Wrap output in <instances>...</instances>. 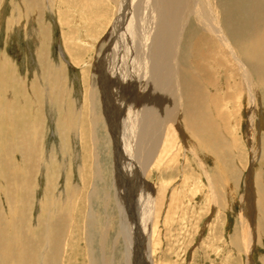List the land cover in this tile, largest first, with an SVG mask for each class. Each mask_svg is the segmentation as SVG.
Wrapping results in <instances>:
<instances>
[{
	"label": "bare ground",
	"instance_id": "obj_1",
	"mask_svg": "<svg viewBox=\"0 0 264 264\" xmlns=\"http://www.w3.org/2000/svg\"><path fill=\"white\" fill-rule=\"evenodd\" d=\"M108 2L116 6L117 17L102 27H107V33L100 41L98 50L101 52L97 53L93 65L89 92L90 127H87L88 133L83 131L80 137L82 193L74 197L70 195L63 201L55 193V185L58 186L55 171L44 175L45 194L43 200L37 201L38 218L30 227L29 237H25L35 245V251H30L23 260L20 257L19 264L31 262L30 255L35 257L34 264L64 263V243H70L76 206L80 211L78 218L81 211L85 213V217L82 215L87 236H84L86 249L82 254L85 264H116L114 254L106 256V246L108 243L115 253L119 242L122 246L120 264H132L136 236L142 240L145 237L146 264H156L154 258L158 252L161 227L168 229L169 223L175 221L176 210L181 211L185 206L179 205L178 186L175 187L179 183L170 177L182 172L184 184L190 176H185V169H193L188 159L194 161L202 172L203 158L213 160L214 153H222L218 142H225V134L232 135L233 130L230 133L229 127H237L240 123V113L245 106L243 99L247 100L244 107L246 135L251 146L255 131L253 116L258 109L261 110L260 92L264 96V0ZM66 52L73 58L69 49ZM97 91L101 92V104ZM229 101L234 103L237 120H226L230 113L224 108H228ZM216 119L223 124H218ZM260 120L259 127H263L264 115ZM11 124L9 127L13 126ZM74 128L66 127V132H73ZM75 130L80 133L82 127ZM12 135V139L18 136ZM36 136L38 132L31 140L32 144H35ZM36 142V146L39 145L36 170H40V165L44 170L46 167L51 170V164L45 161L42 141ZM14 144L17 145L5 143L0 146V153H5L6 161H9L6 157L8 148ZM180 160L185 164L183 171L178 165ZM253 170L251 165L245 181L249 183L244 192L246 205L252 201ZM21 174L20 180H14L12 185L6 184V179L12 180L13 177L7 174L3 178L5 187L0 188V193H5L9 209L2 227L6 228H3L4 236L10 238L22 234L18 226L24 225L26 216L21 206L28 209L32 201L27 192L31 183L24 178L27 176L25 172ZM155 175L156 182H151L150 178ZM208 179L212 194L213 187ZM197 188L200 192V187ZM97 209L100 210L96 215ZM130 220L134 221V228L132 223L129 225ZM114 231L116 235L109 244L108 235ZM252 235H245L247 238L242 242L247 255L254 247Z\"/></svg>",
	"mask_w": 264,
	"mask_h": 264
},
{
	"label": "rangeland",
	"instance_id": "obj_2",
	"mask_svg": "<svg viewBox=\"0 0 264 264\" xmlns=\"http://www.w3.org/2000/svg\"><path fill=\"white\" fill-rule=\"evenodd\" d=\"M113 6L108 0H0V146L5 143H17L16 146L14 144L8 148L6 157H9V161H6L5 153H0V188L5 187L3 178L7 174L13 177L12 180L7 178L6 184L12 185L16 179L18 182L21 173L25 172L27 176L22 177L29 179L31 183L30 190H25L32 197L28 209L21 206L25 209L23 213L26 216L24 225L18 226L22 234L10 238L4 236L2 225L4 218L9 216V209L5 193H0V264H19L20 257L23 260L28 257L30 251H35V245L26 238L29 237L30 227L36 224L37 204L43 200L48 172L55 171L54 177L58 184L55 185V193L61 200L82 193L79 178L83 158L80 137L83 131L87 134V127H90L89 92L93 65L97 53L101 52L98 50L100 41L107 33V27H102L106 26L107 21L109 23L117 17V8ZM66 47L73 54V58L67 54ZM100 95L101 92L97 91L99 104L103 102ZM260 96L261 110L258 109L260 114L257 112L253 116L255 131L253 139L250 140L251 146L246 135L247 114L244 107L247 100L243 99L245 106L243 105L240 113V123L237 127H229L230 133L231 129L233 130L232 135L225 134V142H218L222 153H214L213 160L202 159L203 173L194 161L188 159L189 164H193V169H185V176H190L185 179L184 184L182 172L170 177L179 183L175 185L178 186L176 190L180 198L179 205L185 206L181 211L176 210L177 214L173 216L175 221L169 223L168 229L161 227L160 245L158 244V252L154 258L156 264H264V125L259 127L260 119L264 115L263 92H260ZM232 102L229 101L228 108H224L225 112L230 113L226 120H237ZM5 118L9 124L5 122ZM216 121L221 125V120ZM10 124L13 126L9 127ZM66 127H82V130L78 133L79 130L74 128V133L66 132ZM37 132L35 139L39 143L42 141L45 161L51 164V170L48 167L44 170L42 165L39 171L36 170L35 160L39 159V145L37 144V147V142L34 141L32 147L31 140ZM12 133L18 136L12 139ZM252 154L255 155L254 158ZM180 162L178 165L182 166L179 168L183 171L185 164ZM251 165L254 168L251 184L253 188L250 190L253 202L249 199L251 203L246 205L244 192L249 183L245 181ZM156 179L155 175L150 181L156 182ZM207 179L213 187L212 194ZM193 190H197V193ZM75 208V222L72 223L69 235L70 243H64L66 258L63 264L86 263L85 256L82 257L86 249L82 216L85 213L81 211L78 218L80 211H77L78 206ZM243 208L247 213H243ZM99 210H95L96 215ZM131 223L134 228V221L130 220L129 225ZM242 229L247 230L246 233ZM6 233L10 234V231ZM248 234L254 239V247L251 254L247 255L243 243L247 238L245 235ZM115 235V231L109 233V244L113 242ZM143 239L140 236L135 238L132 264H146L145 237ZM121 249L119 242L114 253L107 243L106 256L114 254L116 264H120ZM30 260V264L35 263L33 255H30Z\"/></svg>",
	"mask_w": 264,
	"mask_h": 264
}]
</instances>
